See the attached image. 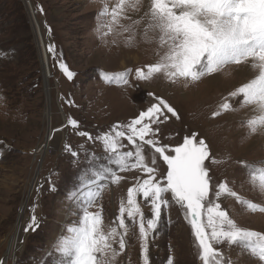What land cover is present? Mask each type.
<instances>
[{
	"label": "rangeland",
	"instance_id": "374dc122",
	"mask_svg": "<svg viewBox=\"0 0 264 264\" xmlns=\"http://www.w3.org/2000/svg\"><path fill=\"white\" fill-rule=\"evenodd\" d=\"M28 1L33 6L34 18L24 0H0V97L4 98L0 100L2 264H57L60 254L54 247L56 241L67 235L66 229L77 224L83 215V200L72 197L73 192L79 193L82 170L90 167L87 160L93 155L101 158L94 161V165L107 164L106 159H102L107 155L103 144L96 137L109 132L113 125L128 124L141 111L158 103L156 98L164 99L179 115L177 119L168 113L166 122L153 125L160 129L157 133L160 143L174 147L182 144L185 137L196 134L197 140L203 139L208 145L211 158L220 162L205 161L211 184L226 182L239 196L264 206V194L250 183L246 169L240 163L264 162V131L249 134L244 122L256 113L251 106L242 107L238 98L229 95L255 77L258 68L252 69L247 64L230 65L220 73L187 86L183 81L170 83L163 76L138 80L135 70L146 71V65L158 60V44L155 40L145 43L138 34L129 45L127 40L131 33H124L118 25H113L112 33L105 36L108 29L103 25L111 18L99 15L104 7L103 0ZM115 4L116 0H107L109 9ZM127 14L139 15L132 10ZM120 23L127 25L130 21L121 20ZM37 25L46 39L48 51L49 47L53 49L49 51V68L54 78L48 80L56 88L52 90L54 107L49 121L45 116L44 87L48 68L41 63L34 30ZM61 63L74 73L72 80L61 71ZM127 69L133 70L127 84H117L114 80L109 83L105 79V74L114 77ZM224 102L230 103L231 110L213 118L212 114ZM57 104L65 116L63 136L56 138L45 158L40 159L35 157V152L46 141L51 127L62 123ZM69 117L77 121V129L67 124ZM80 131L90 134L93 139L78 135ZM121 143L125 145L122 151L132 150L126 139ZM65 145L78 156L73 157ZM151 151L145 146L149 163ZM158 165L160 174H166L167 166L162 160H158ZM120 175L125 179L119 185L105 188L101 198L89 209L93 213L102 212L105 230L119 214L121 200L126 201L128 188L138 177L146 178L139 171ZM86 178L93 177L88 173ZM166 198L170 199V194ZM137 200L145 217H150V205L142 196ZM26 202L25 221L21 225L18 219L23 218L22 208ZM220 203L239 226L264 232V213L245 211L231 197H222ZM33 215L36 222L25 231L32 223ZM202 220L206 222V217ZM127 222L131 224V221ZM17 224L22 230L19 248L17 256L14 257L13 252L9 257ZM126 239L127 247L116 264H143L138 226L130 228ZM214 247L225 258H230L232 264H260L235 246L229 248L224 243ZM148 248L149 264H168L170 258L173 264H202L184 210L174 203L162 209L158 228L149 235Z\"/></svg>",
	"mask_w": 264,
	"mask_h": 264
},
{
	"label": "snow or ice",
	"instance_id": "6c2138e0",
	"mask_svg": "<svg viewBox=\"0 0 264 264\" xmlns=\"http://www.w3.org/2000/svg\"><path fill=\"white\" fill-rule=\"evenodd\" d=\"M103 3L99 15L111 18L103 25L108 29L105 36L112 33L113 25H118L124 33H131L127 40L129 45L138 34L145 43L155 40L158 44V60L146 65V71L136 69L138 80L148 81L163 76L170 83L183 81L187 86L220 73L230 65L247 64L252 69L258 68L255 77L229 95L233 99L238 98L240 106H251L256 113L244 122L249 134L264 131V0H116L115 7L111 9L107 0ZM129 10L139 15H128ZM121 20L130 23L124 25ZM49 51L53 49L49 47ZM60 69L72 80L74 73L65 64L61 63ZM132 71L127 69L114 77L105 74V79L109 83L114 80L117 84H127ZM156 99L158 103L141 111L128 124L113 125L109 132L96 137L103 144L107 155L102 159H106L107 164L94 165V161L101 159L94 155L87 160L90 167L82 170L79 177V193L72 194L74 199L83 200V215L77 224L66 229L67 235L56 241L54 247L60 254L57 264H116L117 258L125 252L126 237L133 226H138L143 264H149V235L157 230L162 209L171 203L184 210V218L191 226L202 264H232L230 258H225L214 247L224 243L229 248L241 249L242 254L247 253L253 260L264 264V232L239 226L221 207L220 200L222 197L234 198L250 213H264V206L239 196L226 182L211 184L205 161L220 162L211 158L208 145L203 139L197 140L196 134L185 137L182 144L174 147L161 144L157 138L160 129L153 125L166 122L168 113L177 119L179 115L164 99ZM231 107L228 102L222 103L212 114L213 118L231 110ZM67 124L73 129L79 127L77 121L70 117ZM77 134L93 139L83 131ZM124 139L132 145V150H121L125 147L121 143ZM145 146L152 149L150 163ZM65 148L71 151L70 146L65 145ZM71 155L77 157L78 153L71 151ZM158 160L167 166L166 174H160ZM240 163L246 169L250 183L264 194V162ZM129 171H139L146 178L138 177L128 188L126 201L121 200L119 214L105 230L102 212L93 213L89 209L101 198L105 188L119 185L125 179L120 173ZM88 173L92 179L86 178ZM167 194H170V199L166 198ZM138 196L150 205V217H145ZM202 217H206V222ZM35 222L33 215L32 223L24 230L28 231ZM168 264H173L171 258Z\"/></svg>",
	"mask_w": 264,
	"mask_h": 264
},
{
	"label": "bare ground",
	"instance_id": "6f19581e",
	"mask_svg": "<svg viewBox=\"0 0 264 264\" xmlns=\"http://www.w3.org/2000/svg\"><path fill=\"white\" fill-rule=\"evenodd\" d=\"M25 1V4H26V7L27 9L29 10V14L31 15L32 18H34V13H33V10H32V4L28 1V0H24ZM37 24V23H36ZM35 30V34L38 38L37 42H38V46L40 48V52H41V57L40 59L42 60L41 63H43L44 67L48 68V75L45 76V84H44V87H45V95H46V103H45V106H46V111H45V116H46V119L47 121H49L53 115V107H54V101H53V98H52V90L56 88V85L53 83L51 84L50 81L48 80V78H51L53 79L54 76L52 75L51 73V70L49 68V51H48V46L46 44V39L45 37L43 36L42 32H41V29L39 27V25H37L36 29ZM45 68V69H46ZM45 74V72H44ZM56 92V91H55ZM57 107H58V113L62 119V123L58 126H56L55 128H52L50 129V132H48V136H47V139L46 141L44 142V144L35 152V157L39 156L40 159H43L45 158V156L47 155V152L48 150L51 148V146L53 145L54 141L56 140V138H61L63 136V132H61L64 128V125H65V116L62 114V110L60 108V106L57 104ZM59 128L60 130L58 131H54V129H57ZM42 163V162H41ZM40 168V166H39ZM27 206V202L26 204L23 206L22 208V215H23V218H20L18 219V223L23 225L24 221H25V215H24V211H25V207ZM22 229V227H21ZM20 228H18V224L16 225L15 227V231H14V235H12V238H11V242H10V247H9V254L8 256L11 257V254L14 252V257L17 256V251H18V248H19V240H20V237L22 235V230L20 231ZM7 256V255H6ZM6 259V258H5ZM4 259V261H5ZM10 259V258H9ZM9 261V260H8ZM4 264H9L8 262H5Z\"/></svg>",
	"mask_w": 264,
	"mask_h": 264
},
{
	"label": "water",
	"instance_id": "95a60500",
	"mask_svg": "<svg viewBox=\"0 0 264 264\" xmlns=\"http://www.w3.org/2000/svg\"><path fill=\"white\" fill-rule=\"evenodd\" d=\"M59 130V128H57V129H54V131H58Z\"/></svg>",
	"mask_w": 264,
	"mask_h": 264
}]
</instances>
